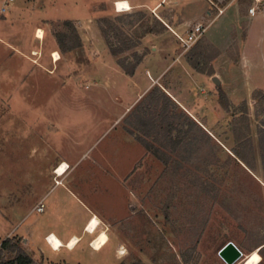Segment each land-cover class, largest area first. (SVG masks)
<instances>
[{
    "label": "rangeland",
    "instance_id": "obj_1",
    "mask_svg": "<svg viewBox=\"0 0 264 264\" xmlns=\"http://www.w3.org/2000/svg\"><path fill=\"white\" fill-rule=\"evenodd\" d=\"M51 1L13 0L4 13L0 12V38L7 41L12 37H6L8 21L25 23L32 17L33 8L50 9L47 4ZM143 1H149L150 5L156 0ZM178 1V8L166 6L155 12L124 13H116V9L106 14L111 0H55L49 11L51 16H45L44 20L53 21L49 31L56 41L59 39L57 45L61 50L71 51L70 47L77 42L75 24L66 21L67 17L80 19L85 27L82 30L89 36L88 45L80 52L90 55L93 50L105 48L101 31L98 33V21L106 18L114 25L112 29L103 26L111 42L116 46L121 40L136 44L122 57H131L135 51L148 55L152 46L176 55L180 47L172 32L181 34L195 24L175 31L182 20L177 10L185 8L190 15L205 6L204 0ZM210 1L218 8L233 2L234 23L238 15L247 14L252 3L251 0H207V12L212 14L200 19L203 24L209 23L217 13ZM5 3L7 0H0V5ZM257 8L258 13L262 7ZM231 11L232 8L224 18L228 19ZM62 12L66 15L60 18ZM98 13L102 15L95 19ZM239 22L243 38L245 22ZM152 29L157 33H147ZM28 35L24 30L17 35V46L22 51L27 46L24 39ZM38 37H43L40 30ZM197 43L200 47L197 52L210 58L207 65H202L208 70L214 50L204 36ZM232 47L230 50L236 54L237 45ZM33 51L26 56H12L10 49L0 42V243L6 239L20 240L21 247L31 256L33 252L38 264H50L49 258L45 261L43 255L36 254L32 245L29 246L31 231L57 229L58 220L63 217L68 233L80 234L83 217L78 212H66L73 201L64 187L58 185L61 177L57 179L55 172L60 166L52 162L68 158L67 149L73 147L70 150L74 155L88 151L78 164L68 165L63 176L71 182L73 194L80 195L97 211L111 244L101 252H93L82 241L73 251L62 249L60 259L70 264H119L138 259L145 264H225L217 253L226 243L233 242L242 252L235 264H246L255 252L261 258L258 264H264V249L256 248L264 241V167L258 139V131L264 124V96L252 100L251 105L241 103L223 110L218 104L220 88L208 93L200 87L197 96L191 93L189 106H194L191 114L203 127L174 106L162 115L163 102L148 97L153 88H160L155 85L135 107L144 108L143 113L137 110L143 122L130 118V112L122 123L106 133L105 127L122 108L111 100L114 91L99 92L95 87L94 57L66 56L67 74L49 75L43 57ZM194 52L192 49L184 56H145L144 59L154 65L162 62L168 65L179 59L187 65L186 56H195ZM133 62L132 58L128 61ZM182 72L176 61L160 83L186 98L190 91L183 83ZM91 97L99 98L102 108L105 106V117L95 105L87 103L85 98ZM55 119L71 127L70 134L78 141L77 145L66 144L64 135L57 137L55 132L59 128L54 124ZM136 136L144 137L158 155L140 144ZM237 155H242L251 169L239 162ZM41 198H44V212H32ZM113 244L118 245L120 254H125L117 255Z\"/></svg>",
    "mask_w": 264,
    "mask_h": 264
},
{
    "label": "crops",
    "instance_id": "obj_2",
    "mask_svg": "<svg viewBox=\"0 0 264 264\" xmlns=\"http://www.w3.org/2000/svg\"><path fill=\"white\" fill-rule=\"evenodd\" d=\"M51 1V0H49ZM13 2V1H12ZM11 2V3H12ZM117 2H126L130 6V10L128 12H136V11H144L151 10L153 12L159 11L166 6H172L178 8L179 1L178 0H156L153 4L149 5V1L143 0H111L109 2V8L105 11V13H113L116 12V4ZM205 3L204 9L198 11L196 14H188V10L185 8H181V10H177L180 17L182 18L179 25L176 26L175 31H179V29L183 27H189V25L199 22L200 19L205 20V15H207L208 11V2L207 0L203 1ZM10 3V4H11ZM55 0H52L51 3L47 4V7H54ZM233 2H229L225 7L222 15L213 20L210 25L207 27L204 38L209 43V46L214 50L213 56H215L209 66V69L212 70L213 75L208 76L207 74H201L193 70L188 64L183 65V63L179 59H175L172 63L165 65L163 62L159 64H148V60L144 59L138 67L136 68L134 75L129 76L126 75L120 67L116 64V61L111 56L108 48L106 47L105 41L101 38L102 43H104L105 48H101L100 40L97 38L98 46L100 47L97 52L95 50L92 51V54H88L85 52H80L86 48L88 45V34L82 30L85 27L82 25L78 18H70L67 17L66 21H73L75 24L74 33L77 37L78 45H75L69 50H61L58 49V42L55 40L52 33H50V23L53 22L50 20H44L45 16L50 15V9H43L40 11L38 8H33L31 12L33 14L32 17H29L27 23H22L23 21H8V27L6 28V37L12 36L11 39L8 38L7 41L0 38V42L5 44L10 52V55L15 56H26V54L32 50L35 52L34 54L43 57L44 69L48 71L49 75L58 74L60 76L63 75V72L67 74L69 69V64L65 61L66 56H93L94 57V77L97 79V89L99 92H111L114 91V97H112L113 104L120 105L122 111L117 115L113 116L112 123L110 126H106V133L110 130L114 125L118 126L122 121L126 118V116L132 112V110L138 105L141 99H143L144 95L150 91L155 85H158L163 91L168 95V97L182 110H184L189 116H191L197 123L203 126L200 121L191 114V111H194L193 108L189 105L192 103L189 101L192 97L197 96L196 93H200V87H204V89L208 93H212L213 90L220 88L224 94L226 95L228 102L230 105H239L241 103H247L251 105L254 103L252 100V94L254 92H262L264 93V4L262 9L259 10L254 16H249L248 13L246 15H238L236 22H233V17L235 11L232 7ZM3 7V5H0ZM232 8L228 19L224 18L226 12ZM30 11V9H29ZM118 13V12H116ZM124 13V12H123ZM30 14V13H29ZM66 14L61 13L60 18L64 17ZM96 18H100L102 13L96 14ZM51 16V15H50ZM57 17V18H59ZM66 19V18H64ZM239 21L245 22V30L243 38L240 37V27ZM163 24L169 28L171 31H174L173 28L168 26L162 21ZM236 25V26H234ZM1 27V23H0ZM175 28V27H174ZM28 32V36L24 39V42L27 43L26 48L22 51L21 47H18V39L17 35L20 31ZM42 31L43 37H38V32ZM37 31V37L34 38V32ZM98 33H100V29H98ZM232 34V36H231ZM153 35V34H152ZM158 36V35H157ZM155 37V36H154ZM15 39V40H14ZM33 39V40H32ZM42 39V41H40ZM40 41V42H39ZM44 42H46L44 44ZM36 44V45H35ZM237 45L236 54H233L230 50L233 48L232 46ZM235 47V46H234ZM151 53L146 56H178L176 55H168V53L160 52L157 46L151 47ZM54 53H57L61 58L57 60L54 64L52 61L51 55L54 56ZM9 55V56H10ZM234 59L238 61L235 63ZM176 61L180 63L183 68V83L185 82V86H187L190 93H187L186 98H182V94L173 93L170 91V87L166 85H161L160 81L162 78L166 76L169 71L174 68L176 65ZM64 67V70L62 69ZM186 74V76L184 75ZM168 75V74H167ZM216 77L219 81V86H216L212 79ZM65 85L62 82V86ZM171 86V85H170ZM76 88V87H73ZM77 89V88H76ZM192 89L193 91L191 92ZM78 91V90H77ZM119 94V95H118ZM184 94V93H183ZM110 98V97H109ZM199 97H197L198 99ZM87 103L90 105H95L96 110L105 117L107 114L105 111V106L102 108V104L99 98H85ZM68 101V100H66ZM99 116V115H98ZM48 121H53L49 120ZM55 125L59 128L57 134L64 135L66 137V144L69 142L71 145H77L78 141L73 138L70 134L71 127H65L63 125V120L55 119ZM100 123H98L99 125ZM204 127V126H203ZM124 130V129H123ZM127 129L125 128V131ZM127 132V131H126ZM105 133V134H106ZM128 133V132H127ZM103 135V134H102ZM70 136L71 139L67 138ZM60 137V136H59ZM69 139V140H68ZM56 144L58 142L56 141ZM48 144H46L47 146ZM73 147H69L67 149L68 158H60L57 160H52V162L57 163V166H62L65 164L66 166H72L78 164L79 161L86 156L88 150L82 152L81 154L74 155V151L72 152ZM70 153V154H69ZM70 155V156H69ZM240 162V161H239ZM59 167V168H60ZM58 168V169H59ZM57 179L60 177H56ZM59 186L64 187V191L69 193L73 204L68 205L66 212H78L77 214L82 216V226L79 235L75 233H68L67 231V222L62 218L58 220V228L50 229L47 231L38 230L31 231L32 235L28 239L29 246L32 245L34 248V252L39 255H43L45 261L49 258L52 262L50 264H70L65 259L59 258V253L62 249H67L68 251H73L74 249H69L66 247H62L60 250H56L54 245H52V241L50 237L52 235L56 236L63 245H66L71 239L77 238L80 239V242L85 241L86 245L93 252H101L109 244L111 241L108 239L107 243L100 249H93V242L98 239L102 233H106L103 231V226H106L103 222L100 221L98 215L95 213L92 207L85 203L81 197L78 195H74L72 191V184L68 182L67 176L61 177V182L58 183ZM75 189V188H74ZM44 198H41V202L44 205ZM69 204V203H68ZM45 208V205H44ZM44 212V210H43ZM63 212V211H62ZM65 212V211H64ZM98 218L100 221L99 226L96 228L94 234H91L87 231L89 225L94 220V218ZM50 241V242H49ZM43 242V243H41ZM45 243V245H44ZM47 246V249L44 248ZM115 253L120 256V252H118V245L113 244ZM32 252V251H31ZM49 252V253H48ZM33 257V252H32ZM36 256L33 257V259ZM36 261V259H34ZM48 263V262H47Z\"/></svg>",
    "mask_w": 264,
    "mask_h": 264
},
{
    "label": "trees",
    "instance_id": "obj_3",
    "mask_svg": "<svg viewBox=\"0 0 264 264\" xmlns=\"http://www.w3.org/2000/svg\"><path fill=\"white\" fill-rule=\"evenodd\" d=\"M226 1H229V0H226ZM98 24H99L101 34L105 40L106 46L111 56L116 60V64L121 68V70L126 75L133 76L137 66L142 62V60L144 59L147 53L139 54L138 52L135 51V52H132L131 57H124V56L122 57L121 55L125 51H129L135 48L136 44L132 42H126L125 40H121L120 44L116 46L113 42H111L110 37L108 35V31H105L103 28L104 25H107L110 27V29H112L114 27L113 22L109 19L102 18V19H99ZM147 33L156 34L157 32H155V30L152 29V30L147 31ZM57 41H58V44H60L59 39ZM78 44L79 43L74 44V45H78ZM74 45H72L70 48L72 49ZM192 49L196 51L194 52L195 56H192L193 52H191L192 53L191 55L188 54L186 56V61L188 62L190 67L198 73L207 74L208 76H212L213 75L212 70L211 69L206 70L205 69L206 66H202L203 64H206L208 61H210V58L208 56H201V53L197 52L200 49L198 43L195 44ZM192 49L190 51H192ZM130 58H132L134 61L131 64L128 63ZM200 59H202V62H199ZM237 61H238L237 59H234L235 63ZM218 92H219L218 104L223 110H228L230 107V104L228 102L226 95L221 89H219ZM258 96H264V93L254 92L252 94V99L257 100ZM148 97H150L151 101L159 99L163 102V106L161 110L162 115L167 114V109L170 106H174L175 108L178 109V111H180L179 110L180 108L168 97V95L164 91H162L158 87L153 88L149 92ZM243 104L245 105L246 103L244 102ZM137 110L142 113L145 111L144 108H141V107L135 108L134 112H131V114H129L130 115L129 117L138 119L137 121L141 123L143 122V120H141V116H137V112H138ZM181 113L185 114L183 111ZM141 115H144V114H141ZM190 121L192 125L196 126L197 128H200L198 124H196L193 120H190ZM142 126H144L143 123H142ZM127 132L130 135H133V132L131 130L127 129ZM135 138L140 144H142L147 149H152V151L154 152V155L156 156L158 155L157 149L153 148V146H151L145 140L144 137L136 136ZM258 139H259L260 161H261L262 166L264 167V124L263 123H262L261 129L258 131ZM236 158L244 166L251 169V167L247 164L246 159L242 155H237ZM256 248H259V251L263 250L264 241H261ZM0 264H38V263L33 259V257L30 254L26 253V251L21 247L20 240L14 241V240L6 239L0 243ZM119 264H145V263H143L141 260L138 259V260L133 261L132 263L120 262Z\"/></svg>",
    "mask_w": 264,
    "mask_h": 264
},
{
    "label": "built area",
    "instance_id": "obj_4",
    "mask_svg": "<svg viewBox=\"0 0 264 264\" xmlns=\"http://www.w3.org/2000/svg\"><path fill=\"white\" fill-rule=\"evenodd\" d=\"M13 0H7V3L0 9L1 13H4L6 11V6L9 5ZM251 6L248 8L247 13L249 16H254L257 13V7L258 6H263L264 0H251ZM210 4L215 7L217 10V13L214 15V17L209 21L207 24H203L201 21L196 22L195 24L191 25L190 28L184 32L176 33L172 32L173 35L176 38L177 43L179 44L180 50L178 53V56H184L187 52H189L195 44L204 36L205 31L207 27L210 25V23L215 20L217 17L222 15L224 8H218L213 4L212 1H210ZM211 12H207V16H211ZM52 60L54 62L53 55L51 56ZM87 88L89 87L88 85L86 86ZM58 169V168H57ZM58 183V182H57ZM44 210V205L42 202L37 204V206L34 207L32 212L36 213H42Z\"/></svg>",
    "mask_w": 264,
    "mask_h": 264
},
{
    "label": "bare ground",
    "instance_id": "obj_5",
    "mask_svg": "<svg viewBox=\"0 0 264 264\" xmlns=\"http://www.w3.org/2000/svg\"><path fill=\"white\" fill-rule=\"evenodd\" d=\"M116 8H117V12H128L130 10V6L126 2H117ZM60 58L61 57L58 56L57 53H54L55 61L59 60ZM67 168L68 167L65 164H63L55 172L57 177H62L63 175H65ZM99 224H100V222H99L98 218L95 217L94 220L89 225V228L87 229V231L91 234H94V232H95L96 228L99 226ZM108 239L109 238H108L107 234L102 233L101 236L93 242V245H92L93 249L100 250L107 243ZM50 240L52 241V245H54L56 250H60L62 247L74 249L77 246V244L80 242L79 239L73 238L66 245H63L62 242L54 235H52L50 237ZM123 254H125V253L122 252L121 255H123ZM253 256L258 257L259 259L253 261L252 260ZM260 259L261 258L259 256L258 252H255L246 260V264H249L250 261L252 262V264H258L260 262Z\"/></svg>",
    "mask_w": 264,
    "mask_h": 264
},
{
    "label": "water",
    "instance_id": "obj_6",
    "mask_svg": "<svg viewBox=\"0 0 264 264\" xmlns=\"http://www.w3.org/2000/svg\"><path fill=\"white\" fill-rule=\"evenodd\" d=\"M212 82L216 86L220 84L216 77L212 79ZM217 255L225 264H235L242 257V252L233 242H228L219 249Z\"/></svg>",
    "mask_w": 264,
    "mask_h": 264
},
{
    "label": "snow or ice",
    "instance_id": "obj_7",
    "mask_svg": "<svg viewBox=\"0 0 264 264\" xmlns=\"http://www.w3.org/2000/svg\"><path fill=\"white\" fill-rule=\"evenodd\" d=\"M257 259H259V258L256 257V256H253V257H252V260H253V261H255V260H257ZM249 264H252V262L250 261Z\"/></svg>",
    "mask_w": 264,
    "mask_h": 264
}]
</instances>
